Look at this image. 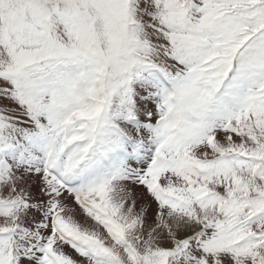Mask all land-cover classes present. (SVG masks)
I'll return each instance as SVG.
<instances>
[{
    "label": "snow or ice",
    "instance_id": "obj_1",
    "mask_svg": "<svg viewBox=\"0 0 264 264\" xmlns=\"http://www.w3.org/2000/svg\"><path fill=\"white\" fill-rule=\"evenodd\" d=\"M0 264H264V0H0Z\"/></svg>",
    "mask_w": 264,
    "mask_h": 264
}]
</instances>
